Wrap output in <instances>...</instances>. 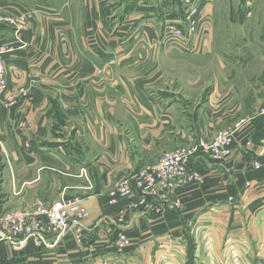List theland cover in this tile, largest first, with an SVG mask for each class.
<instances>
[{
    "label": "crops",
    "instance_id": "obj_1",
    "mask_svg": "<svg viewBox=\"0 0 264 264\" xmlns=\"http://www.w3.org/2000/svg\"><path fill=\"white\" fill-rule=\"evenodd\" d=\"M126 1L132 20L140 0ZM159 7L161 19L181 17ZM0 9L31 13L18 37L0 28L7 81L0 97V214L29 215L75 198L88 213L80 232L51 237L49 247L1 242L0 264H233L232 256L237 264H264L261 78L257 96L231 90L219 96L212 83L198 107L190 93L184 103L185 93L166 91V54L180 50L119 44L123 29L101 43L94 31H100L106 11L90 0H0ZM144 28L148 38L156 36ZM155 50L156 77L149 68ZM209 50L205 42L204 53ZM131 64L143 67L141 75L115 71ZM155 83L162 85L157 92L149 88ZM225 129L232 130L227 158L213 161L197 151L170 189L138 190L108 203L121 179L169 150H191L200 137L210 140ZM193 172L201 174L199 181L186 180ZM117 232L129 238L124 251L112 246Z\"/></svg>",
    "mask_w": 264,
    "mask_h": 264
},
{
    "label": "rangeland",
    "instance_id": "obj_2",
    "mask_svg": "<svg viewBox=\"0 0 264 264\" xmlns=\"http://www.w3.org/2000/svg\"><path fill=\"white\" fill-rule=\"evenodd\" d=\"M227 1L152 0L153 7L147 8L143 6L147 5L148 0H140L130 12L132 20H127L129 11L124 8L130 1L90 0V5L101 6L102 11H106L100 31H94L101 43L112 39L116 30L123 29L124 34L116 40L119 44H159L180 50L181 53L166 54V66L163 68L166 91H173L179 97H182L181 92L185 93L188 98L184 103L190 100V93L200 107L212 83H215L219 96L230 90L236 96L248 95L252 91L257 96L260 91L259 78L264 87V0H254L255 3L253 0H231L232 4ZM160 4L164 11L174 9L181 17L161 19L164 15ZM80 10L77 8V11ZM137 16L139 18L135 19ZM130 25L136 26L130 28ZM144 27L156 31V36L148 38ZM89 42L87 39L86 43ZM205 42L209 43L211 49L206 53L203 51ZM122 54L124 52H120L119 56ZM157 55L156 50L151 52L149 60L150 75L155 77L158 71L155 67ZM142 69L137 64H131L120 66L115 71L119 75L138 76ZM159 86L162 85L155 83L149 88L157 92ZM231 259L233 264H237L236 257L232 256Z\"/></svg>",
    "mask_w": 264,
    "mask_h": 264
},
{
    "label": "built area",
    "instance_id": "obj_3",
    "mask_svg": "<svg viewBox=\"0 0 264 264\" xmlns=\"http://www.w3.org/2000/svg\"><path fill=\"white\" fill-rule=\"evenodd\" d=\"M30 19L29 11L11 13L0 9V28H6L15 37L28 29ZM174 26L179 28L177 24ZM5 51V48H0V97L6 90V66L3 60ZM20 92L23 93V90ZM259 115L264 117V104L259 109ZM231 135V129L220 130L210 140L200 137L191 150L177 147L164 153L156 163L142 169L132 177L121 179L109 191L108 203L112 204L118 197L132 196L138 190L147 194L155 193L157 189L161 191L170 189L175 180L184 176L185 162L197 151L209 156L213 161L227 158L231 154ZM200 177L199 172H193L186 176V180L199 181ZM87 216V210L78 198L70 201H56L46 207L39 206L29 215L20 211H8L0 215V243L20 245L23 242H32L36 246L49 247L51 244L48 240L51 237L58 240L67 233L80 232ZM112 246L116 251H124L131 244L124 232H117ZM102 264H108V261L102 260Z\"/></svg>",
    "mask_w": 264,
    "mask_h": 264
}]
</instances>
